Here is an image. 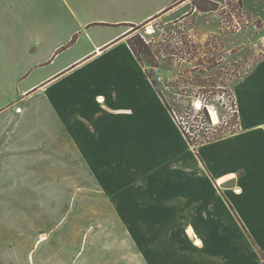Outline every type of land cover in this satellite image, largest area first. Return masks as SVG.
<instances>
[{
	"label": "crops",
	"instance_id": "0c3cea01",
	"mask_svg": "<svg viewBox=\"0 0 264 264\" xmlns=\"http://www.w3.org/2000/svg\"><path fill=\"white\" fill-rule=\"evenodd\" d=\"M211 1L180 14L189 0H0V148L10 129L63 131L103 179L141 181L126 188L156 219L152 264L264 263V60L232 87L237 131L193 147L128 41L166 16L218 38L224 3ZM242 2L264 21L263 0ZM238 89L256 97L250 123Z\"/></svg>",
	"mask_w": 264,
	"mask_h": 264
},
{
	"label": "rangeland",
	"instance_id": "374dc122",
	"mask_svg": "<svg viewBox=\"0 0 264 264\" xmlns=\"http://www.w3.org/2000/svg\"><path fill=\"white\" fill-rule=\"evenodd\" d=\"M222 1L218 38L201 40L195 28L172 25V16L134 26L129 33L154 86L180 113L185 103L193 111L183 114L194 140L238 129L232 87L264 60V21L250 16L242 0ZM261 1L252 0L260 7ZM191 8L216 5L189 0L180 14ZM238 99L245 123H250L256 97L238 89ZM33 102L34 97L27 101L31 109ZM204 106L212 119L208 128ZM211 108L220 121L215 123ZM28 132L10 129L0 148V264H152L155 243L162 240L155 239L156 219L143 217L139 199L131 195L141 181L126 182L117 173L112 180L103 179L109 173L96 169L94 155L79 152L78 137L49 129ZM222 151L213 146L207 153Z\"/></svg>",
	"mask_w": 264,
	"mask_h": 264
},
{
	"label": "trees",
	"instance_id": "16d2710c",
	"mask_svg": "<svg viewBox=\"0 0 264 264\" xmlns=\"http://www.w3.org/2000/svg\"><path fill=\"white\" fill-rule=\"evenodd\" d=\"M132 48L134 49L133 51L136 53V55H138L137 52H136V49L133 46H132ZM155 88L158 91V93L160 94V96L163 98V100H164L165 105L167 106V108L172 112V114L174 115V117L177 119V123L181 127V129L184 131V133H185V135H186L189 143H191L193 145H198V144H201V143H204V142H206V143L207 142H210V141L215 140V139H218L220 137H225L227 135L226 134V135L223 136V135L215 134L214 132H212L213 133L212 135L210 133H208V134L207 133H204L200 138L194 140V138H192V134L190 133V131L188 130V128H187V126L185 124V121H184V116L185 115L183 114L186 110H188V109L191 110V109L188 107V105H185L186 104L185 103L184 105H181V109H182V112L183 113H180L181 112V111H179L180 109L178 110V109L173 108L172 105L169 103V101L166 99V97L162 94V92L160 90H158V88L156 86H155ZM184 90L185 89H183L182 91L184 92ZM189 112H193V111H189ZM202 112H203V115L202 116L204 117V119L206 121V124L209 125V126H207V128H208V127H210V124L212 122V119H211L209 113L207 112V109L205 108V106H204ZM233 115L237 118V122L235 123V126H236V128H239V122H240V120H239L238 110H235V112H234ZM194 119H195L196 122L200 121L199 120V117H197V116ZM198 128H200V127H198ZM236 131L237 130L234 129V131H232L231 133H234Z\"/></svg>",
	"mask_w": 264,
	"mask_h": 264
},
{
	"label": "bare ground",
	"instance_id": "6f19581e",
	"mask_svg": "<svg viewBox=\"0 0 264 264\" xmlns=\"http://www.w3.org/2000/svg\"><path fill=\"white\" fill-rule=\"evenodd\" d=\"M152 29V28H151ZM151 32H153V30H150ZM201 102H198L197 106H200ZM211 114L213 117V120L216 122L220 121L217 112L215 111V109L211 108Z\"/></svg>",
	"mask_w": 264,
	"mask_h": 264
},
{
	"label": "built area",
	"instance_id": "2783aa9c",
	"mask_svg": "<svg viewBox=\"0 0 264 264\" xmlns=\"http://www.w3.org/2000/svg\"><path fill=\"white\" fill-rule=\"evenodd\" d=\"M235 28H236L237 30H240V29L242 28L238 21H237L236 24H235Z\"/></svg>",
	"mask_w": 264,
	"mask_h": 264
}]
</instances>
